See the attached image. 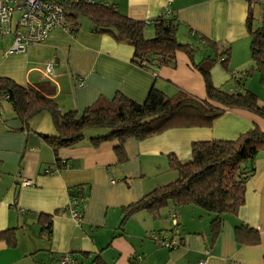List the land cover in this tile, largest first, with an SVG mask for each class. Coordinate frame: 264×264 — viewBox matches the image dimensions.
Here are the masks:
<instances>
[{
  "label": "crops",
  "instance_id": "0c3cea01",
  "mask_svg": "<svg viewBox=\"0 0 264 264\" xmlns=\"http://www.w3.org/2000/svg\"><path fill=\"white\" fill-rule=\"evenodd\" d=\"M99 1L130 19L147 22L148 38L154 35V19H176L177 39L195 49L193 58L178 51L174 67L143 68L133 62L131 45L91 32L87 22L78 27L68 19L67 28L55 27L43 43L23 53H9L12 35L0 37V77L22 86L52 87L51 96L61 111L78 114L118 93L142 104L153 88L172 97L182 91L205 100L204 77L194 65L206 55L229 50L230 72L215 64L213 84L222 88L234 72L241 77L252 66L247 19L252 15L255 25L264 23V0ZM49 62L53 71L48 76ZM2 102L6 101L0 106ZM8 108L0 112V232L16 228L17 244L0 241V264H60L65 254L76 264H264V149L255 157L244 204L236 214L223 216L215 239V215L194 205H169L158 217L141 210L121 226L124 208L178 179L169 155L188 161L195 142L236 140L254 126L264 131L262 117L232 109L208 128H172L142 141L132 138L125 143L127 159L120 162L116 140L91 143L106 130H89L82 143L54 152L42 137L57 134L48 112L26 126ZM57 160L69 168L46 173L57 167ZM23 179L34 180V185L22 186ZM78 186H85L86 196L81 225L68 210V189ZM43 215H52L50 233L42 228ZM159 233L180 245L161 246L152 238Z\"/></svg>",
  "mask_w": 264,
  "mask_h": 264
},
{
  "label": "trees",
  "instance_id": "16d2710c",
  "mask_svg": "<svg viewBox=\"0 0 264 264\" xmlns=\"http://www.w3.org/2000/svg\"><path fill=\"white\" fill-rule=\"evenodd\" d=\"M66 8L69 14L65 19V26L68 19L78 27L81 19H85L91 32L109 35L119 43L131 45L134 48L133 62L143 68L174 67L178 51H184L191 59L195 54V49L190 44L179 43L176 19L165 16L154 19L151 24L154 35L148 38L145 33L147 22L130 19L110 4L99 0H73ZM247 31L251 36L253 66L243 72L241 77L240 74L238 78L232 76L235 90L231 93L215 87L211 77V70L217 63L230 72L227 50L212 56L206 55L194 65L204 77L207 90L205 100L182 91L172 97L153 88L142 104L118 93L111 100L100 99L82 114H78L76 111H61L51 96L52 87L45 89L42 83L35 87L22 86L9 78L0 77V101H6L16 118L26 126L40 113L48 112L57 134L42 137L54 152L82 143L89 130H106L107 134L93 138L91 143L98 146L102 142L116 140L117 158L124 162L127 159L125 143L132 138L142 141L172 128H208L232 109L246 110L264 119V105L258 103L254 94L248 92L243 95L240 92L244 81L256 72L264 85V23L255 25L253 16L249 15ZM204 42L207 43L205 40ZM262 149L264 131L254 126L236 140L193 143L192 158L188 161H182L174 154L169 155L170 168L177 171L178 179L154 189L138 202L124 208L121 226L131 215L141 210L158 217L161 210L169 205H194L215 215L211 222V235L215 239L221 230L223 216L236 214L244 204L246 183L254 172L255 157ZM56 165V168H49L46 173H58L69 168L60 160L56 161ZM68 191L70 199L83 198L86 201L85 186L69 188ZM41 223L43 230L50 233L52 215H43ZM239 230L240 228L237 229L238 236ZM258 240L257 236L253 243ZM0 241L15 247L16 228L0 232Z\"/></svg>",
  "mask_w": 264,
  "mask_h": 264
},
{
  "label": "built area",
  "instance_id": "2783aa9c",
  "mask_svg": "<svg viewBox=\"0 0 264 264\" xmlns=\"http://www.w3.org/2000/svg\"><path fill=\"white\" fill-rule=\"evenodd\" d=\"M73 0H0V37L13 36V44L9 53H23L31 45L43 43L58 26L66 27L65 19L69 11L66 8ZM91 2V0H86ZM19 14L18 21L13 22L14 15ZM53 71V63L49 62L45 69L49 76ZM234 78L239 74L234 72ZM79 85H82L81 83ZM22 186H33L34 180L23 179ZM86 201L70 199L69 214L72 219L81 225ZM175 218V215H174ZM161 246L174 249L180 245L173 238L153 235ZM210 254V250H206ZM60 264H76L72 255L65 254L59 258Z\"/></svg>",
  "mask_w": 264,
  "mask_h": 264
},
{
  "label": "rangeland",
  "instance_id": "374dc122",
  "mask_svg": "<svg viewBox=\"0 0 264 264\" xmlns=\"http://www.w3.org/2000/svg\"><path fill=\"white\" fill-rule=\"evenodd\" d=\"M19 18V14H15L14 15V19L13 22L16 23L18 21ZM82 21V25L86 26V20L85 19H81ZM148 34V32H147ZM149 35V34H148ZM197 57V56H196ZM251 65L253 66V62L251 61ZM244 73L246 72V70L243 71ZM235 83V81L232 79H230L228 81V83H226L223 87L222 90L227 92V93H231L235 90V87L233 86V84ZM240 92L245 95L246 93L250 92L252 94H254L258 100V103L263 106L264 105V85L261 82V78L258 72L255 73V77L254 76H249L246 81H244L243 83V88H240ZM0 112L5 110L7 111L10 107L11 110L12 107L7 104L6 102H2L1 106H0Z\"/></svg>",
  "mask_w": 264,
  "mask_h": 264
}]
</instances>
